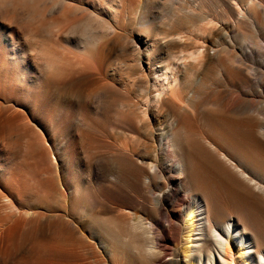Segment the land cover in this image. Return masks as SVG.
Returning <instances> with one entry per match:
<instances>
[{
  "label": "rangeland",
  "instance_id": "374dc122",
  "mask_svg": "<svg viewBox=\"0 0 264 264\" xmlns=\"http://www.w3.org/2000/svg\"><path fill=\"white\" fill-rule=\"evenodd\" d=\"M69 1L78 6L75 13L54 18L45 11L38 23L59 72L40 81L33 74L14 79L0 99V231L18 224L0 245V264H67L77 252L96 264L97 255L108 258L96 243L106 227L124 235L110 249L117 258L112 264H129L126 255L132 264H144L131 228L144 214L135 193L142 165L137 155L120 151L134 143L124 135L134 136L146 121L147 105L156 114L154 98L164 77L159 68L171 55L181 57L176 66L184 67V56L206 45L212 73L231 74L240 66L262 89L264 0H244L243 7L240 0ZM243 8L246 17H240ZM94 14L103 17L105 42L84 55L75 44ZM221 87L241 89L226 77ZM252 94L264 119V95ZM236 256L233 250L230 257Z\"/></svg>",
  "mask_w": 264,
  "mask_h": 264
},
{
  "label": "bare ground",
  "instance_id": "6f19581e",
  "mask_svg": "<svg viewBox=\"0 0 264 264\" xmlns=\"http://www.w3.org/2000/svg\"><path fill=\"white\" fill-rule=\"evenodd\" d=\"M56 3H62L58 10ZM247 3L240 0L238 5ZM77 9L69 0H0V99L14 79L33 74L40 81L59 72L38 23L45 11L67 18ZM229 9L236 14L233 6ZM244 13L243 8L240 17H246ZM94 15L75 44L82 53L101 49L105 42L103 17ZM205 47L184 56V67L176 66L181 57L171 55L159 68L164 77L163 89L154 98L156 114L147 105L146 121L135 128L134 136L124 135L134 143L120 148L137 155L142 165L135 172V193L144 214L131 228L144 264H264V119L252 94L264 95V79L263 88L257 89L243 67L231 74L212 73L208 67L213 58ZM225 77L241 89L220 88ZM62 98L70 101L68 93ZM79 98L89 101L84 95ZM146 212L151 217H145ZM17 227L15 222L0 231L1 246ZM104 229L96 243L108 258L97 255L96 264L116 262L110 249L124 236L120 229ZM233 250L236 258L230 257ZM77 257L67 264H88L83 253Z\"/></svg>",
  "mask_w": 264,
  "mask_h": 264
}]
</instances>
